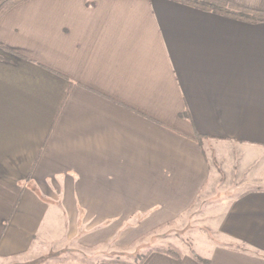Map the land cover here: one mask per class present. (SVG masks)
I'll use <instances>...</instances> for the list:
<instances>
[{
    "label": "crops",
    "instance_id": "1",
    "mask_svg": "<svg viewBox=\"0 0 264 264\" xmlns=\"http://www.w3.org/2000/svg\"><path fill=\"white\" fill-rule=\"evenodd\" d=\"M206 140L264 150V22L172 0L14 5L0 18V264L43 244L135 264L117 252L209 186ZM223 207L204 254L140 264H203L191 250L264 264V188Z\"/></svg>",
    "mask_w": 264,
    "mask_h": 264
},
{
    "label": "rangeland",
    "instance_id": "2",
    "mask_svg": "<svg viewBox=\"0 0 264 264\" xmlns=\"http://www.w3.org/2000/svg\"><path fill=\"white\" fill-rule=\"evenodd\" d=\"M204 152L210 166L209 186L196 204L173 221L160 224L138 238L130 247L117 253L124 259L136 260L146 248L174 246L181 253L188 248L200 254L210 241L222 240L216 231V222L224 210L225 201L241 191L264 188V150L244 149L238 145L216 140L203 141ZM197 205V206H196ZM93 248L75 245L43 244L19 258L21 264H50L65 259V264H83ZM64 263V262H63Z\"/></svg>",
    "mask_w": 264,
    "mask_h": 264
},
{
    "label": "trees",
    "instance_id": "3",
    "mask_svg": "<svg viewBox=\"0 0 264 264\" xmlns=\"http://www.w3.org/2000/svg\"><path fill=\"white\" fill-rule=\"evenodd\" d=\"M21 1L23 0H0V18L11 7L18 4ZM172 1L180 2L204 11L213 12L219 15H223L247 23L264 22V10L235 4L227 0H172ZM203 138L205 137L200 134H195L193 136V139L199 144H201ZM152 250H157L166 253L174 258H181L182 256L181 251L174 246H169L167 248H153V249H149L144 254H141V256H139L136 259L135 264H140L145 259L147 254ZM190 252L193 255V257H195L198 261L203 262V264H208V260L199 257L195 253V251L191 250ZM76 260L84 261V259H76ZM65 261H66L65 259H59V260L57 259L52 261L50 264H63V262Z\"/></svg>",
    "mask_w": 264,
    "mask_h": 264
},
{
    "label": "water",
    "instance_id": "4",
    "mask_svg": "<svg viewBox=\"0 0 264 264\" xmlns=\"http://www.w3.org/2000/svg\"><path fill=\"white\" fill-rule=\"evenodd\" d=\"M11 264H21V263H18V262H14V263H11Z\"/></svg>",
    "mask_w": 264,
    "mask_h": 264
}]
</instances>
